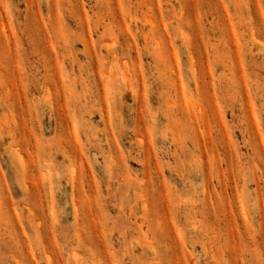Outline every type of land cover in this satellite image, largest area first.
Returning a JSON list of instances; mask_svg holds the SVG:
<instances>
[{
    "label": "rangeland",
    "instance_id": "rangeland-1",
    "mask_svg": "<svg viewBox=\"0 0 264 264\" xmlns=\"http://www.w3.org/2000/svg\"><path fill=\"white\" fill-rule=\"evenodd\" d=\"M0 264H264V0H0Z\"/></svg>",
    "mask_w": 264,
    "mask_h": 264
},
{
    "label": "bare ground",
    "instance_id": "bare-ground-1",
    "mask_svg": "<svg viewBox=\"0 0 264 264\" xmlns=\"http://www.w3.org/2000/svg\"><path fill=\"white\" fill-rule=\"evenodd\" d=\"M114 22V21H113Z\"/></svg>",
    "mask_w": 264,
    "mask_h": 264
}]
</instances>
